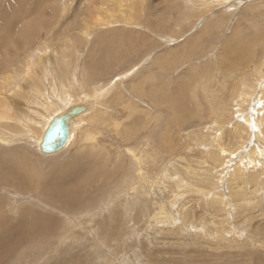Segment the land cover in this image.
Returning a JSON list of instances; mask_svg holds the SVG:
<instances>
[{
	"label": "rangeland",
	"instance_id": "rangeland-1",
	"mask_svg": "<svg viewBox=\"0 0 264 264\" xmlns=\"http://www.w3.org/2000/svg\"><path fill=\"white\" fill-rule=\"evenodd\" d=\"M99 1L0 0V264H264V164L250 196L226 193L241 157H264V0ZM111 14L117 23L98 30ZM46 64L55 74L41 81ZM46 99L55 113L40 110ZM80 105L71 142L52 155L18 124L40 112V131ZM12 154L39 175L32 187L1 182L8 164L26 165ZM54 175L80 191L76 204L42 195Z\"/></svg>",
	"mask_w": 264,
	"mask_h": 264
},
{
	"label": "bare ground",
	"instance_id": "bare-ground-1",
	"mask_svg": "<svg viewBox=\"0 0 264 264\" xmlns=\"http://www.w3.org/2000/svg\"><path fill=\"white\" fill-rule=\"evenodd\" d=\"M88 1V0H87ZM90 1V0H89ZM110 0H103V2L101 1H99L100 3H101V5L99 6V8H100V10L102 11V10H104V8H103V6H104V4H105V2L107 3V2H109ZM128 1H130V0H128ZM227 1V0H226ZM113 2H117L118 3V6L120 7L121 6V3L123 2L124 4L126 3L125 2V0H113ZM216 2L217 3H222V0H216ZM115 4V3H114ZM127 4V3H126ZM130 5V4H129ZM190 5V4H189ZM132 7V6H131ZM116 8V7H115ZM200 8V7H199ZM198 8V9H199ZM97 9V8H96ZM110 9V8H109ZM117 9V8H116ZM133 9V8H132ZM236 9V8H235ZM99 10V11H100ZM114 10V9H113ZM125 10V9H124ZM196 10V9H195ZM119 14L120 13H122V11L119 9ZM113 12V11H112ZM126 11H124L123 12V14L125 13ZM184 14H186L185 12H184ZM128 15V14H127ZM4 16H6V15H4ZM92 16V15H91ZM95 16V15H94ZM97 16V15H96ZM187 16V15H186ZM127 17V16H126ZM96 18V17H95ZM97 19H98V16H97ZM97 19H96V21H97ZM126 20H125V23L127 24H129V21H131V19H132V17H128V19L127 18H125ZM122 20V19H121ZM102 21V20H101ZM99 22H100V20H99ZM86 23V22H85ZM84 23V24H85ZM117 23V19H115V18H113V14H111L110 15V17H109V19H107L106 21L105 20H103L102 21V23H100L99 25H97V29L98 30H105V29H108L109 28V26H110V24L111 25H113V24H116ZM96 24V23H95ZM114 26V25H113ZM82 27V26H81ZM86 27H88V26H86ZM150 27V26H149ZM111 28V27H110ZM161 28V27H160ZM115 29V28H114ZM83 30H85V27L83 28ZM92 30V29H91ZM90 30V31H91ZM87 31H88V28H87ZM12 33V32H11ZM105 33V31H103V34ZM122 33H123V31H122ZM13 34V33H12ZM9 35H10V30H9ZM82 35H83V37L84 38H88V36L86 35V34H84V33H82ZM29 34L28 33H26L25 35H23V36H21V38H24V40H26V39H28L29 38ZM59 36V35H58ZM70 38V37H69ZM116 38V37H115ZM102 37L101 38H99L98 40L100 41H102ZM21 39L19 38V41H20ZM66 40V39H65ZM142 40V39H141ZM98 41V42H99ZM110 41V40H109ZM239 41V40H238ZM236 42V41H235ZM240 42V41H239ZM238 42V46H240L239 43ZM17 43V42H16ZM197 43V42H196ZM117 44V43H116ZM16 45V44H15ZM18 46V45H17ZM236 49V48H235ZM104 50H106V48H104ZM114 50H116V49H114ZM237 50V49H236ZM43 53H47L46 51H42V52H40V54L38 55V56H40V58H43V56H41ZM45 54H43V55H45ZM240 54V53H239ZM38 56H37V58H38ZM165 56V55H164ZM169 56H167V58H168ZM170 58V57H169ZM172 58V57H171ZM176 58V57H175ZM105 59V58H104ZM173 59V58H172ZM176 59H178V58H176ZM244 59V58H243ZM35 60V59H34ZM121 60V59H120ZM157 60V59H156ZM158 60H159V58H158ZM169 60V59H168ZM27 61V60H26ZM38 61V60H37ZM41 61V60H40ZM100 61V60H99ZM170 61V60H169ZM174 61V60H173ZM101 62V61H100ZM100 62H98L99 64H100ZM161 62V61H160ZM46 63V62H45ZM102 63V62H101ZM112 63V62H111ZM167 63V62H166ZM171 63V62H170ZM48 64V63H47ZM44 65V70H43V72H41L42 74L40 75V74H37L36 75V72H35V75L36 76H39V78H40V80H41V78H42V76L44 75V71L46 72V73H48V72H50V74H48V75H50V76H52V75H54L55 74V70H53L52 69V67H50L49 65ZM169 64V63H168ZM176 64V63H175ZM30 65V64H29ZM29 65H28V67H29ZM96 65H98V64H96ZM102 65H100L99 66V68L101 67ZM27 67V66H26ZM99 68H97V69H99ZM103 68L106 70V69H108V67H104L103 66ZM101 70H102V67H101ZM48 71V72H47ZM96 71H98V70H96ZM95 71V72H96ZM24 73V72H23ZM30 73H31V71H30ZM38 73V72H37ZM83 73V72H82ZM28 74V73H27ZM30 75V74H29ZM47 75V76H48ZM49 77V76H48ZM37 78V77H36ZM52 79L51 80H54L55 78L54 77H51ZM80 79L81 80H83L81 77H80ZM46 80V79H45ZM42 81V80H41ZM59 81V80H58ZM90 81V80H89ZM72 82V81H71ZM77 82V81H76ZM81 82V81H80ZM49 83V82H48ZM48 83H46L45 85H47ZM55 83V82H54ZM58 83V82H57ZM68 85H69V83H67ZM73 84V83H72ZM41 85V84H40ZM44 85V86H45ZM54 85H57V84H54ZM41 86H43V85H41ZM48 86H50V85H48ZM70 86V85H69ZM68 86V87H69ZM244 86V85H243ZM259 86V85H258ZM67 87V88H68ZM242 87V86H241ZM44 88V87H43ZM49 88V87H48ZM70 88H72L71 86H70ZM50 89V88H49ZM250 89V88H249ZM36 90V89H35ZM34 90V91H35ZM38 90V89H37ZM55 90H57V89H55ZM74 90V89H73ZM95 90H96V88H95ZM102 90V89H101ZM100 90V91H101ZM244 90V91H243ZM247 90V92H248V89H246ZM245 90V88H242V90H241V95H242V99H244V98H246L247 96H248V94H247V92H245L246 91ZM59 91L61 92L62 91V93H64V95H62V94H59V100L56 98V94L54 95V97H53V99L54 98H56V103H57V105H58V107L60 106L59 105V102L60 101H63L62 99H64V100H66V98L68 99L69 97L68 96H65V94H67L66 93V90H65V83L64 84H61V86L59 87ZM58 91V92H59ZM98 91V90H97ZM51 92V91H50ZM56 92V91H55ZM58 92H56V93H58ZM70 92H71V90H70ZM94 92H96V91H94ZM263 92V91H262ZM33 93V92H32ZM45 93H46V91H45ZM52 93V92H51ZM158 93H160V91L158 92ZM162 94H166V92L165 91H163V92H161ZM51 95H53V94H51ZM155 96H159L158 97V99H159V101L161 102V100H165V97H162V96H160V95H157V94H155ZM41 97V96H40ZM58 97V96H57ZM260 97H262V96H260ZM36 98V97H35ZM151 98H153V97H151ZM248 98H249V96H248ZM51 100H52V98H51ZM53 101V100H52ZM67 101V100H66ZM86 101V100H85ZM166 101V100H165ZM42 103H40V104H42V108L40 109L41 111H43V110H51L52 112H51V114H53V112L55 113L58 109V107H57V105H55V106H51L52 104L50 103L51 101L49 100V99H46V101H41ZM90 102H91V100H90ZM167 103L168 104H171L172 105V103H174V101L171 99V98H169L168 100H167ZM38 104V103H37ZM61 104H63V103H61ZM81 106V105H80ZM181 106V105H180ZM257 106H259V104L257 103ZM91 107V106H90ZM263 107V106H262ZM2 108V107H1ZM76 108H80V107H78V106H73V107H70L69 109H67L66 110V112H64V113H66V116L68 117L67 118V120H66V126H63V128L62 129H59V133L63 136V137H65V138H67V140L65 141V144L60 148H56V149H54V150H52V151H54V152H45V151H43V148H42V146H43V144H44V135H45V131H46V129L47 128H49V127H52V125L54 124V121L55 120H57L58 118H59V116L57 115V116H55V117H53V118H50V117H47L45 120H46V122H45V120H44V123L41 125V129H40V131L38 130V129H35V128H32V126H31V124H35V125H38V120L40 119L39 117H37V115L40 113V112H37V114H35V116L33 117V118H30L29 116H21L19 119H18V124L20 125V127L21 128H23V130H26L27 131V135H26V132H25V134H24V137H25V139L27 138V142H32V143H36V145H37V150H39V151H41L42 153H44V154H46V155H52V154H54V153H56V152H58V151H61L62 149H63V147H65V145L67 146L70 142H71V140H72V137H73V135H74V130H73V128H72V126L73 125H71V123L74 121L75 122V125H77L78 124V121H80V119H81V115L83 114V113H86V111H87V109L85 108H83L80 112H78V113H74L73 112V109H76ZM182 109V108H181ZM180 109V110H181ZM263 109H264V107H263ZM39 110V111H40ZM60 110H62V109H60ZM261 111V110H260ZM263 111V110H262ZM46 112V111H45ZM178 112V111H177ZM180 112V111H179ZM64 113H62L61 115H63ZM262 113V112H261ZM261 113H260V118H259V120L261 119ZM44 114V113H43ZM50 114V115H51ZM178 114V113H177ZM41 115V114H40ZM246 116V115H245ZM6 118V117H5ZM159 118V117H158ZM10 119V118H9ZM43 119H44V117H43ZM246 119V118H245ZM249 119V118H248ZM263 119H264V114H263ZM262 119V120H263ZM0 120L1 121H5L4 120V117H1L0 118ZM15 121H17V119L15 120ZM249 121V120H248ZM6 122V121H5ZM26 122V123H25ZM40 122H41V120H40ZM1 124V123H0ZM3 125L5 124H7V122L6 123H2ZM245 124L246 125H248V123H247V121L245 120ZM238 125V124H237ZM248 126H250V125H248ZM19 127V126H18ZM7 127H5V129H6ZM239 129V128H238ZM38 130V131H37ZM254 130V129H253ZM257 130V129H256ZM7 131V130H6ZM117 131V130H116ZM218 132H219V130H217ZM258 131V130H257ZM2 132V131H1ZM259 132V131H258ZM4 134V133H3ZM213 134H211V136H212ZM215 135V134H214ZM225 135V134H224ZM246 135V134H245ZM244 135V136H245ZM7 136V135H6ZM249 136V135H248ZM216 137L217 138H215V140H216V144H218V145H216V149L220 146L221 148H222V143L220 144V139H221V137H218L217 135H216ZM246 137V136H245ZM219 138V139H218ZM244 139V138H243ZM247 139V138H246ZM94 141L95 140V136L92 134V133H90V134H87V135H84V136H82L81 137V139H80V143L82 142V143H84V144H86V142H90V141ZM212 140H213V138L212 139H210L209 141H207V142H209V143H212ZM222 140V139H221ZM0 141H4L3 140V138H0ZM261 141V140H260ZM2 142H0V143H2ZM200 142V141H199ZM66 143H68V144H66ZM11 144V143H10ZM27 144V143H26ZM200 144H201V142H200ZM214 144V143H213ZM18 145V144H17ZM215 145V144H214ZM84 146V145H83ZM20 148V147H19ZM207 148H208V146H207ZM226 149V148H225ZM84 150V149H83ZM83 150H81V151H83ZM128 150V149H127ZM222 150V149H221ZM238 150V149H237ZM81 151H79V154L77 155L78 157L79 156H84L86 153L85 152H83V153H81ZM217 151V150H216ZM219 151V153H220V150H218ZM210 152V151H209ZM224 151L222 150V153H221V155L223 154H225V153H223ZM225 152H227V151H225ZM255 152H257V150H251V152H250V154L249 155H247V156H244V157H241L240 158V160L238 161V163H236V165H234V167L232 168V171H231V173H230V175H229V179L231 180V182H232V180H234V179H238V181L240 182H238L237 183V180H235V184L234 185H230V184H232V183H228V185H227V194H232L234 191H233V188H234V190H235V192L234 193H236V195H245L246 193V197H247V195H249L250 196V189H249V192H248V188H249V185L248 184H250V181H257L259 178V175L262 173V171H263V165L262 164H264V157L262 158V157H257L256 155V153ZM80 154H82V155H80ZM228 154V153H227ZM2 155V154H1ZM14 154H12V155H10V156H13ZM9 156V157H10ZM15 156V155H14ZM14 156L12 157L13 158V160L15 161V158H17L18 159V161H21L23 164H26L25 162H23L20 158H18V157H15L14 158ZM0 157H2V156H0ZM27 157V156H26ZM3 158V157H2ZM81 158V157H80ZM85 158V157H84ZM154 160V159H153ZM8 161H10V160H8ZM81 161H83V160H81ZM20 162V163H21ZM136 162V161H135ZM139 161L137 160V164H139L138 163ZM243 162H246V164H245V166H243L242 165V163ZM6 163V162H5ZM14 163V162H13ZM12 164V163H11ZM15 164H16V162H15ZM120 164V163H119ZM141 164V163H140ZM205 164V163H204ZM9 165V171H8V173H9V175L7 174V172H4V171H2L3 172V175L1 176V182L4 184V186H6L7 185V183H9L8 182V180L7 179H12L14 182L16 181V179L18 180V181H22L25 185H26V187H28V188H30V187H32V183H33V181L35 180V177L36 176H39L36 172H35V170L33 169V167L31 166V165H29V164H26V165H22V167L20 166L21 164H19L18 166L17 165H10V164H8ZM134 167V166H133ZM1 169V168H0ZM78 169V168H77ZM5 170V169H4ZM100 170V169H99ZM98 170V171H99ZM202 171V170H201ZM208 171V170H207ZM253 171H254V173H253ZM1 172V173H2ZM195 172V171H194ZM193 172V173H194ZM203 172V171H202ZM205 172V171H204ZM211 172V171H210ZM196 174H197V176L200 178V175H202L201 174V172H195ZM208 173V172H207ZM264 174V173H263ZM46 175V174H45ZM74 175V174H73ZM101 175V174H100ZM145 175V174H144ZM206 175V174H205ZM207 176L209 177V175L207 174ZM255 178H254V177ZM53 177H55V175L54 176H51V179H49V177H47V178H45L44 177V180H42L41 178V180H42V185H41V189H42V195L44 196V197H46V198H50V199H52V200H54L55 202H57V203H64L65 202V198L66 199H68V201H69V204L68 205H72L71 204V202L74 200V203L77 201V196H76V193H78L77 191H79V190H77V188H76V186L74 185V186H69L68 188H66V187H64L63 186V184L61 185L60 184V182H57V181H55V180H52V178ZM67 178H68V175L66 176ZM76 177V176H75ZM203 177V176H202ZM213 177V176H212ZM211 177V178H212ZM251 177H253V178H251ZM261 177V176H260ZM263 177V176H262ZM15 178V179H14ZM197 178V177H196ZM205 178V177H204ZM204 178H201L202 180L204 179ZM207 178V177H206ZM211 178H209V179H211ZM258 178V179H257ZM70 179V182H72L73 181V179H72V181H71V178H68V180ZM93 179V178H92ZM200 179V180H201ZM222 179V178H221ZM77 180H78V178H77ZM80 180H82V182H83V179H80ZM85 180V179H84ZM206 180V179H205ZM220 180V179H219ZM261 180V179H260ZM86 181H88V180H86ZM90 181V180H89ZM88 181V182H89ZM228 181V180H227ZM7 182V183H6ZM82 182H80V183H82ZM85 182V181H84ZM83 182V183H84ZM209 182V181H208ZM213 182H214V179L212 178V180H211V183L213 184ZM220 182V181H219ZM85 183H87V182H85ZM222 183V182H221ZM246 183V184H245ZM3 184H1V185H3ZM6 184V185H5ZM10 184L11 185H13L11 182H10ZM88 184V183H87ZM86 184V185H87ZM199 184H200V182H199ZM202 184V183H201ZM200 184V185H201ZM245 184V188L243 187V185ZM83 185V184H82ZM85 185V186H86ZM208 185H209V183H208ZM234 186V187H233ZM40 187V186H39ZM60 187H62L63 189H61ZM87 187V186H86ZM209 187V186H208ZM12 188V187H11ZM79 188V187H78ZM81 188V187H80ZM79 188V189H80ZM114 188V187H113ZM202 188V187H201ZM191 189V188H190ZM245 189H246V192H245ZM28 190V189H27ZM82 190V189H81ZM193 190H194V188H193ZM29 191V190H28ZM192 191V190H191ZM205 191V190H204ZM207 191H210L208 188H207ZM80 192V191H79ZM233 195H235V194H233ZM42 196V197H43ZM120 196V195H119ZM218 196H220V195H218V193L215 195V196H213L214 198H212L211 200L212 201H216L217 200V202L218 201H220L221 200V198H218ZM149 197V196H148ZM147 197V198H148ZM232 199H234V200H237V199H235L234 198V196H232ZM241 199V198H240ZM243 199H247V198H245V196H243L242 197V199L241 200H243ZM80 200V199H79ZM141 200V199H140ZM191 201V200H190ZM238 201V200H237ZM78 203V202H77ZM144 203V202H143ZM76 204V203H75ZM223 203L222 202H220V205H222ZM108 206V205H107ZM160 206V205H159ZM109 207V206H108ZM263 207V206H262ZM164 208V207H163ZM93 211V210H92ZM163 211V210H162ZM187 211V210H186ZM263 211V210H262ZM187 214V213H186ZM212 215H210V216H214V214L213 213H211ZM193 216V215H192ZM166 218V217H165ZM4 221V219H3V217L0 215V226L2 225V222ZM46 222L47 221H44V220H42L41 222H39V225L40 226H42V227H44L45 225H46ZM204 222H207V221H204ZM215 224V223H214ZM217 225V224H216ZM195 226V225H194ZM62 227V226H61ZM196 227V226H195ZM217 227H218V225H217ZM236 227V226H235ZM192 228V227H191ZM213 228H214V226H213ZM237 228V227H236ZM235 228V229H236ZM49 229H53V228H51V227H48L47 228V230H49ZM238 231H241V230H238ZM204 232H206V231H200V234H204ZM210 233V232H209ZM212 233V232H211ZM211 233H210V236H213V235H211ZM238 233V232H237ZM260 233H263V232H260ZM259 233V234H260ZM205 235V234H204ZM222 235V234H221ZM207 236V235H206ZM216 236V235H215ZM262 236H264V235H262ZM223 237H225V236H223ZM223 237H219V235H218V237H216V243H218V245H222V238ZM215 242V241H214ZM215 245V244H214ZM12 253V252H11ZM11 253H10V255H11ZM224 256V255H223ZM229 256V255H228ZM229 260V259H228ZM230 264V263H229Z\"/></svg>",
	"mask_w": 264,
	"mask_h": 264
},
{
	"label": "water",
	"instance_id": "water-1",
	"mask_svg": "<svg viewBox=\"0 0 264 264\" xmlns=\"http://www.w3.org/2000/svg\"><path fill=\"white\" fill-rule=\"evenodd\" d=\"M80 108L73 109L74 113L80 112L84 107L83 105L78 106ZM85 109V108H84ZM66 112V111H65ZM66 113L63 115H59V118L54 121V124L52 127H49L46 129V133L44 135V144L42 146L43 151L45 152H54L52 150L56 148H61L64 144L67 138L63 137L59 133V129H62L63 126H66V120H67Z\"/></svg>",
	"mask_w": 264,
	"mask_h": 264
}]
</instances>
